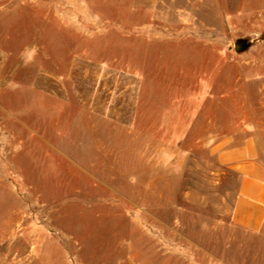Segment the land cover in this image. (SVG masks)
I'll return each mask as SVG.
<instances>
[{
	"label": "rangeland",
	"instance_id": "1",
	"mask_svg": "<svg viewBox=\"0 0 264 264\" xmlns=\"http://www.w3.org/2000/svg\"><path fill=\"white\" fill-rule=\"evenodd\" d=\"M246 135L264 0H0V264H264L213 151Z\"/></svg>",
	"mask_w": 264,
	"mask_h": 264
},
{
	"label": "crops",
	"instance_id": "2",
	"mask_svg": "<svg viewBox=\"0 0 264 264\" xmlns=\"http://www.w3.org/2000/svg\"><path fill=\"white\" fill-rule=\"evenodd\" d=\"M213 151L221 163L239 174L232 221L252 232L261 230L264 225V156L260 144L251 135L238 142L228 136L214 143ZM129 264L143 263L130 259Z\"/></svg>",
	"mask_w": 264,
	"mask_h": 264
},
{
	"label": "water",
	"instance_id": "3",
	"mask_svg": "<svg viewBox=\"0 0 264 264\" xmlns=\"http://www.w3.org/2000/svg\"><path fill=\"white\" fill-rule=\"evenodd\" d=\"M237 47H239V44H237Z\"/></svg>",
	"mask_w": 264,
	"mask_h": 264
}]
</instances>
